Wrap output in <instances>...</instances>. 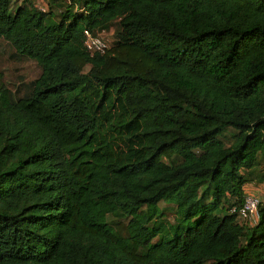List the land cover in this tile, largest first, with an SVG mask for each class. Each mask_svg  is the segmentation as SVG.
Masks as SVG:
<instances>
[{
    "label": "trees",
    "instance_id": "obj_1",
    "mask_svg": "<svg viewBox=\"0 0 264 264\" xmlns=\"http://www.w3.org/2000/svg\"><path fill=\"white\" fill-rule=\"evenodd\" d=\"M12 1L0 38L39 74L0 83V264H264V198L230 212L264 185V0Z\"/></svg>",
    "mask_w": 264,
    "mask_h": 264
},
{
    "label": "rangeland",
    "instance_id": "obj_2",
    "mask_svg": "<svg viewBox=\"0 0 264 264\" xmlns=\"http://www.w3.org/2000/svg\"><path fill=\"white\" fill-rule=\"evenodd\" d=\"M21 0H13L11 5H16L20 3ZM35 6L44 8V11L47 9L52 13L55 19L59 18L60 13L64 11L68 5V0H31ZM113 27H110L108 30L101 31L100 34L106 40L107 46H110L113 42ZM12 49L9 44L2 38H0V83L4 84L10 90L18 87L19 81L28 82L34 79L39 74V67L35 64L34 61L27 58H15L11 55ZM89 66L82 67V72H87ZM224 142L229 143L231 141L230 133H227L223 138ZM259 190L257 197L259 199L264 198V185L257 187ZM161 212L162 219L164 221L172 222L173 221V205L166 204L164 202L158 203ZM107 220L110 225L113 227V230L116 233L124 234L126 219L120 217H114L107 215ZM239 220V219H238Z\"/></svg>",
    "mask_w": 264,
    "mask_h": 264
},
{
    "label": "built area",
    "instance_id": "obj_3",
    "mask_svg": "<svg viewBox=\"0 0 264 264\" xmlns=\"http://www.w3.org/2000/svg\"><path fill=\"white\" fill-rule=\"evenodd\" d=\"M37 8L44 11L42 6ZM83 45L90 55L94 52L102 53L107 48L106 40L102 34L92 35L88 31H84ZM260 200L255 193L245 191L243 192L241 204L231 207L230 212L234 213L240 221L252 226L257 219V206Z\"/></svg>",
    "mask_w": 264,
    "mask_h": 264
},
{
    "label": "crops",
    "instance_id": "obj_4",
    "mask_svg": "<svg viewBox=\"0 0 264 264\" xmlns=\"http://www.w3.org/2000/svg\"><path fill=\"white\" fill-rule=\"evenodd\" d=\"M261 185L263 184H254L249 182V183H245L243 186L245 190L258 194L259 190L257 189V187H260Z\"/></svg>",
    "mask_w": 264,
    "mask_h": 264
}]
</instances>
